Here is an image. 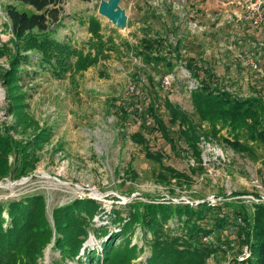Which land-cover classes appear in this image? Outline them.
Listing matches in <instances>:
<instances>
[{"label":"rangeland","instance_id":"374dc122","mask_svg":"<svg viewBox=\"0 0 264 264\" xmlns=\"http://www.w3.org/2000/svg\"><path fill=\"white\" fill-rule=\"evenodd\" d=\"M7 3L8 0H0V49L6 44L14 47V34L8 25L10 19L5 8ZM100 3L99 0H66L63 5L64 18L58 27L57 36L69 39L77 48L98 46L102 43L100 36L89 30L92 18L97 17L104 39L115 41H109L104 47V55L108 57H101L96 64L77 72L75 76H70L68 72L65 78H57L50 70L28 65L31 71L38 69L39 74L34 78L33 75L25 77L28 92L26 102L29 105L25 109L36 125L50 129L51 136L44 147L38 150L39 159L34 170L20 178L11 174L0 180V203L41 193L46 198L48 217L54 223L53 212L57 206L77 198L90 197L99 202L101 208L93 223L95 226H106L109 233L113 234L120 230L119 225L111 222L113 209L122 208L123 216L127 217L129 207L126 203L135 198L148 201L155 197L161 201H183L195 205L203 201L215 205L225 198H241L247 203L264 200L263 143L255 144L254 152L248 154L234 150L222 137L202 139V162L198 163L181 137L179 126L171 125L166 115L165 120L180 148V154H175L170 146L163 147L165 140L160 133L148 135L151 149L164 154L160 162L146 157L141 145H137L130 136L121 134L119 119L121 98L129 97L137 103V108L134 117L127 123L128 134L137 131L139 126L143 125L146 130L152 126L146 115H139L138 96L143 89L142 83L148 85L149 80L145 74L141 76L142 83L136 79L143 67L136 54V45L147 33V23L154 24L153 37L161 34L176 40L177 36L174 30L169 33L165 29L166 26H173L172 16L164 14V21L161 22L160 18L154 16L157 12L163 13L166 8L172 7L181 24L179 29L189 35L196 45L194 50L197 53L191 54L193 58L203 57L205 65L216 73L214 81L217 80L241 96L260 92L264 94V54H260L257 59L260 64L258 70L251 66L235 70V66L228 65V61L236 63L243 58L254 57L256 47L249 43V38L252 43L258 42L263 48L264 28L243 23L236 13L233 0H120V8L127 19L125 27L101 15ZM18 5L22 9H29L20 3ZM150 7L156 10L153 16L148 12ZM92 50L95 51V48ZM242 51H248L247 55L243 54V58ZM197 61L201 63L200 59ZM9 65L7 54L0 57V72L8 69ZM230 67L234 69H228ZM162 85V89L158 88L162 99L169 95L195 122L201 121L192 101V90L199 86V82L187 68L178 65L165 77ZM10 105L8 87L0 80V131L9 132L14 139L26 142L36 132V125L31 126L26 134L16 132L11 128L17 118L10 112ZM162 110L165 112V107ZM223 134L228 135L226 130ZM9 159L14 163L16 156L11 154ZM166 167L183 172L187 177L179 181L172 178L162 182L159 174ZM256 194H260L261 198ZM5 216L9 217L7 212ZM110 238L111 234L101 237L91 230L79 254L71 258L64 257L60 249L54 246L56 238L53 237L40 263L90 264L87 262L88 255L95 250L97 254H103ZM123 241L124 236L121 235L114 239L116 245ZM133 243L145 246L141 227L133 235ZM150 254V249L146 248L133 260V264L145 261ZM250 256L248 246L237 255L240 261ZM234 257L235 254L229 249L225 255L221 252L209 258L207 264H240L235 263Z\"/></svg>","mask_w":264,"mask_h":264},{"label":"trees","instance_id":"16d2710c","mask_svg":"<svg viewBox=\"0 0 264 264\" xmlns=\"http://www.w3.org/2000/svg\"><path fill=\"white\" fill-rule=\"evenodd\" d=\"M65 1L8 0L5 7L10 19L8 25L14 34V47L6 44L0 49V57L7 54L10 60L9 68L0 72V80L8 87L11 100L9 110L17 118L11 128L18 133L26 134L31 126L36 125L25 109L29 106L26 102L28 92L25 77L38 76L39 70L31 71L28 65L50 70L57 78H65L68 72L70 76H75L77 72L96 64L101 57H108L104 55V47L109 41L115 43L113 39H104L97 17L92 18L89 30L100 36L102 43L98 46L77 48L69 39H60L57 34L64 18ZM18 3L29 9H22ZM165 10L154 15L161 22L164 21V14L174 16L172 7ZM148 12L153 16L156 10L150 7ZM145 26L147 33L136 45V54L143 65L136 79L142 83L141 76L145 74L149 80L148 85L142 83L138 107L141 110L139 115H146L152 126L146 130L142 125L134 133L128 134L127 123L134 117L137 103L129 97H122L119 119L123 136H130L137 145L142 146L146 157L160 162L164 154L151 149L148 135L160 133L165 140L163 147L170 146L175 154H180L168 122L179 126L181 137L198 163L202 162V139L222 137L234 150L248 154L254 152L255 144H264L263 93L241 96L217 80L215 82L216 73L205 65L204 58L194 59V55H191L197 52L189 35L171 41L161 34L153 37L154 24L147 23ZM179 27L176 21L171 28L166 26L165 29L169 33L174 30V34L178 35ZM178 65L187 68L199 82V86L192 90L193 106L201 119L199 123L175 104L169 95H165L164 99L159 95L158 88L162 89L165 77ZM163 107L165 112H162ZM166 115L169 116L168 122ZM35 130L33 137L26 142L14 139L9 132L0 131V180L11 174L20 178L35 169L39 159L38 150L51 136L49 128L42 129L36 125ZM224 130L227 136H224ZM11 154L16 156L14 163L10 162ZM159 177L162 182H167L172 178L182 180L187 175L166 167ZM256 196L261 198L260 194ZM46 204V198L41 193L0 203V264H41L40 258L53 237L56 238L54 246L60 249L62 255L74 258L83 248L91 230L101 237L111 234V238L103 254L99 255L95 250L88 255L87 262L90 264H133V260L146 248L150 249L151 254L139 264H207L209 258L221 252L225 255L229 249L235 254V263L264 264V200L247 203L241 198H225L215 205L210 201L195 205L183 201H161L155 197L148 201L135 198L126 203L129 207L127 217L123 216L122 208L113 209L111 222L120 227L113 234L106 226H95L93 223L98 209H101L100 203L93 198H77L57 206L53 212L54 223L48 217ZM5 212L9 217L5 216ZM138 227L142 230L144 247L133 243V235ZM118 235L124 236V241L116 245L114 239ZM206 236L212 237L213 241L207 243L204 240ZM245 246H248L251 256L240 261L237 255L242 253Z\"/></svg>","mask_w":264,"mask_h":264},{"label":"built area","instance_id":"2783aa9c","mask_svg":"<svg viewBox=\"0 0 264 264\" xmlns=\"http://www.w3.org/2000/svg\"><path fill=\"white\" fill-rule=\"evenodd\" d=\"M233 4L238 10L237 15L242 20L256 27L264 25V0H233ZM257 59L256 57H252L249 60V66L254 70L260 69ZM211 239L210 236L204 237L205 241H211Z\"/></svg>","mask_w":264,"mask_h":264},{"label":"water","instance_id":"95a60500","mask_svg":"<svg viewBox=\"0 0 264 264\" xmlns=\"http://www.w3.org/2000/svg\"><path fill=\"white\" fill-rule=\"evenodd\" d=\"M99 12L118 26H126L127 19L123 10L120 8V0H101Z\"/></svg>","mask_w":264,"mask_h":264},{"label":"crops","instance_id":"0c3cea01","mask_svg":"<svg viewBox=\"0 0 264 264\" xmlns=\"http://www.w3.org/2000/svg\"><path fill=\"white\" fill-rule=\"evenodd\" d=\"M236 13H238V10H236ZM173 15H174V16H173L174 18L172 17V18H173V19H172V20H173V24H172V25H174V23H175L176 21H178V18L175 16V13H174V12H173ZM238 16H239V15H238ZM239 18H240V16H239ZM240 19H241V18H240ZM241 20H242V19H241ZM243 23H245L244 20H243ZM246 23H247V22H246ZM179 24H180V23H179ZM247 24L250 25V23H247ZM180 26H181V24H180ZM255 27H256V26H255ZM258 27H259V26H258ZM262 28H264V27L262 26ZM182 35H185V33L182 32L181 29H179V33H178V35H177L176 37H178V36L181 37ZM171 41H172V39H171ZM173 41H174V40H173ZM250 41H251V42H250ZM249 43H250V44H254L255 47H256L255 50H254V57L258 58L260 54H262V53L264 54V47H263V49H262V48L260 47L261 44H259L258 42H254V43H252L251 38H249ZM239 45H241V43H240ZM243 46H244V45H242V48H243ZM239 47H240V46H239ZM239 50H241V49H239ZM256 50H257V52H255ZM260 50H262V51H260ZM247 52H248V51H242V53L240 52L241 55H242V58H243V54H244V53H245L244 55H247ZM256 53H258V54H256ZM248 55L252 56L250 53H249ZM235 56H237V55L235 54ZM250 56H249L248 58H250ZM252 57H253V56H252ZM258 59H259V58H258ZM236 60H237V59H236ZM249 60H250V59H244V58H243V60H242L241 62L239 61V62H236V63H234V61H230V60H229V61H228V65H233V66H235V68H236L235 70H237V69H243V68H247V67L249 68ZM228 69H234V68H231V67H230V68H228Z\"/></svg>","mask_w":264,"mask_h":264}]
</instances>
